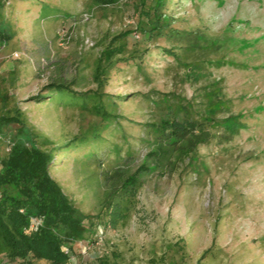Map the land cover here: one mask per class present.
Masks as SVG:
<instances>
[{
  "label": "rangeland",
  "instance_id": "1",
  "mask_svg": "<svg viewBox=\"0 0 264 264\" xmlns=\"http://www.w3.org/2000/svg\"><path fill=\"white\" fill-rule=\"evenodd\" d=\"M5 15L13 36L0 43V90L56 144L103 122L56 97L39 103L30 95L59 75L94 87L103 50L124 47L104 91L125 118L103 131L98 160L85 161L92 147L76 148L49 169L74 205L100 214L70 264L102 256L115 264H264V0H8ZM164 92L196 112L221 101L216 118L234 116L233 124L214 122L191 159L146 170L135 191L103 208L99 171L133 172L157 147L145 123L159 120L153 101ZM0 264L22 263L0 254Z\"/></svg>",
  "mask_w": 264,
  "mask_h": 264
},
{
  "label": "trees",
  "instance_id": "2",
  "mask_svg": "<svg viewBox=\"0 0 264 264\" xmlns=\"http://www.w3.org/2000/svg\"><path fill=\"white\" fill-rule=\"evenodd\" d=\"M7 1L0 0L2 44L13 36L5 15ZM93 1L101 4L118 0ZM123 49V46L115 45L103 50L92 74L94 87L82 88L81 76L67 80L59 75L30 95L29 100L39 103L56 97L62 106L77 107L99 117L103 122L102 125L91 124L64 144H56L49 138L42 137L28 124V116L21 106L16 102L12 104L9 91L0 90V143L5 146L6 151L5 154H0V254L6 255L9 262L34 264L36 261L46 260L49 264H70L76 244L84 240L88 244L95 225L93 220L100 214L85 213L74 205L50 176L49 169L64 151L76 148L92 147L86 154L85 161L98 160L93 148L102 140L103 131L112 122L125 118L115 112L117 102L114 96L104 91L109 68L118 59L113 58V55ZM164 50L171 52L168 48ZM102 59L107 61V67L102 64ZM58 93L60 94L57 95ZM153 103L160 107L161 115L158 121L147 122L145 125L154 133L157 147L147 154L133 172L113 166L99 171L100 180L105 186L101 202L103 208L119 205L120 199L123 200L126 195L135 191L140 176L146 170L191 159L197 147L212 138L210 126L214 122L233 124L234 116L227 117L224 121L216 118L223 105L221 101H211L203 112H196L185 98L164 92ZM14 123L18 124L17 131L10 128ZM114 151L118 156L117 145ZM129 156L130 150L126 154V157ZM115 211L113 209L111 213ZM205 253L206 251L202 257ZM98 264L115 262L102 256L98 259Z\"/></svg>",
  "mask_w": 264,
  "mask_h": 264
},
{
  "label": "built area",
  "instance_id": "3",
  "mask_svg": "<svg viewBox=\"0 0 264 264\" xmlns=\"http://www.w3.org/2000/svg\"><path fill=\"white\" fill-rule=\"evenodd\" d=\"M85 42H86L87 44H89V45L92 44V41H88V40H86ZM0 138H1V135H0Z\"/></svg>",
  "mask_w": 264,
  "mask_h": 264
},
{
  "label": "crops",
  "instance_id": "4",
  "mask_svg": "<svg viewBox=\"0 0 264 264\" xmlns=\"http://www.w3.org/2000/svg\"><path fill=\"white\" fill-rule=\"evenodd\" d=\"M10 2V1H9ZM35 264V263H34Z\"/></svg>",
  "mask_w": 264,
  "mask_h": 264
}]
</instances>
